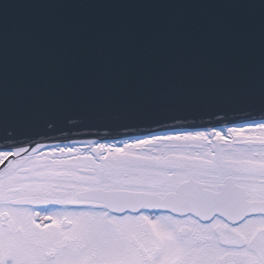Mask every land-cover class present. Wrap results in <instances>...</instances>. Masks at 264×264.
<instances>
[{"label": "snow or ice", "instance_id": "1", "mask_svg": "<svg viewBox=\"0 0 264 264\" xmlns=\"http://www.w3.org/2000/svg\"><path fill=\"white\" fill-rule=\"evenodd\" d=\"M42 6L0 0V264H264V0L135 31Z\"/></svg>", "mask_w": 264, "mask_h": 264}, {"label": "water", "instance_id": "2", "mask_svg": "<svg viewBox=\"0 0 264 264\" xmlns=\"http://www.w3.org/2000/svg\"><path fill=\"white\" fill-rule=\"evenodd\" d=\"M10 4H19L24 0H4ZM43 5L32 10L35 19L45 23L65 24L71 27H87L95 30L98 26L123 25L129 31H135L138 25L152 30L173 23L200 26L207 23L227 24L236 18H247L245 9L232 7L244 0H32ZM23 10L10 8L9 16L15 17ZM250 14L257 15L255 10ZM115 115V114H114ZM239 113L215 118L212 123L208 118L197 119L187 127L234 126L244 122ZM163 131V129H161ZM136 134H141L140 132ZM117 136L107 128H101L99 135H84L83 130L74 135L77 140H106ZM45 143H68L69 140H45Z\"/></svg>", "mask_w": 264, "mask_h": 264}, {"label": "flooded vegetation", "instance_id": "3", "mask_svg": "<svg viewBox=\"0 0 264 264\" xmlns=\"http://www.w3.org/2000/svg\"><path fill=\"white\" fill-rule=\"evenodd\" d=\"M141 134H143V133H141ZM137 135H140V134H137ZM126 137H120V138H114V139H125ZM114 139H108V140H104V141H112V140H114Z\"/></svg>", "mask_w": 264, "mask_h": 264}, {"label": "bare ground", "instance_id": "4", "mask_svg": "<svg viewBox=\"0 0 264 264\" xmlns=\"http://www.w3.org/2000/svg\"><path fill=\"white\" fill-rule=\"evenodd\" d=\"M221 127H224V126H221Z\"/></svg>", "mask_w": 264, "mask_h": 264}, {"label": "rangeland", "instance_id": "5", "mask_svg": "<svg viewBox=\"0 0 264 264\" xmlns=\"http://www.w3.org/2000/svg\"><path fill=\"white\" fill-rule=\"evenodd\" d=\"M231 127V126H230Z\"/></svg>", "mask_w": 264, "mask_h": 264}]
</instances>
